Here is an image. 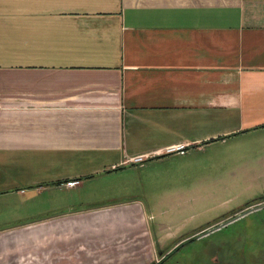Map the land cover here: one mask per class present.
<instances>
[{"label": "crops", "instance_id": "obj_1", "mask_svg": "<svg viewBox=\"0 0 264 264\" xmlns=\"http://www.w3.org/2000/svg\"><path fill=\"white\" fill-rule=\"evenodd\" d=\"M255 129L264 0H0V198L73 199L89 193L84 169L142 167ZM179 144L186 154H166ZM58 167L72 175H40ZM144 214L133 203L67 202L4 232L18 231L35 264H95L138 253Z\"/></svg>", "mask_w": 264, "mask_h": 264}, {"label": "rangeland", "instance_id": "obj_2", "mask_svg": "<svg viewBox=\"0 0 264 264\" xmlns=\"http://www.w3.org/2000/svg\"><path fill=\"white\" fill-rule=\"evenodd\" d=\"M166 157L118 171L84 169L83 174H91L89 193L73 199L53 190L0 198V264L37 263L33 249L19 247L18 231L4 229L67 202L76 209L99 202L144 209L147 233L144 240L139 234L133 237L138 253L118 260L99 257L95 264H256L252 254L264 247V202L246 207L264 197V129L231 137L226 145H208L202 152L192 148L186 156ZM40 175L68 178L72 172L43 168ZM232 243L243 249L244 262L233 260L235 251L228 254L224 245Z\"/></svg>", "mask_w": 264, "mask_h": 264}, {"label": "flooded vegetation", "instance_id": "obj_3", "mask_svg": "<svg viewBox=\"0 0 264 264\" xmlns=\"http://www.w3.org/2000/svg\"><path fill=\"white\" fill-rule=\"evenodd\" d=\"M260 201L261 200L253 201V202H251L252 204H250L246 208H249L251 206H255L257 204H260V203L264 202V201H262V202H260ZM234 215H236V213ZM239 217H241V216H239ZM233 218L234 217H232L231 219H233ZM224 226H226V225H222L221 227H224ZM218 228H220V227H218ZM244 244H245V242H244ZM224 246H226V248L228 250V254L233 253L234 251L236 252L235 254H236L237 257L235 259H233V260H240V261L244 262L243 261V249L240 251V248L236 247L235 245L233 246V243L231 245H224ZM258 248L260 250L259 254L258 255L252 254V255H254V257H255L254 260H255L256 264H264V247H258ZM229 263H231V262H229ZM158 264H160V263H158ZM241 264H243V263H241Z\"/></svg>", "mask_w": 264, "mask_h": 264}, {"label": "built area", "instance_id": "obj_4", "mask_svg": "<svg viewBox=\"0 0 264 264\" xmlns=\"http://www.w3.org/2000/svg\"><path fill=\"white\" fill-rule=\"evenodd\" d=\"M189 149V147L185 144H179V145H174L171 147H168L166 149V154H178V155H184L186 154L187 150ZM142 157H136L133 159L134 163H138L140 164L142 162ZM78 182L76 180H72L67 182L66 184H64L66 187H74L75 185H77Z\"/></svg>", "mask_w": 264, "mask_h": 264}, {"label": "trees", "instance_id": "obj_5", "mask_svg": "<svg viewBox=\"0 0 264 264\" xmlns=\"http://www.w3.org/2000/svg\"><path fill=\"white\" fill-rule=\"evenodd\" d=\"M257 200H261L260 202H262V201H264V197H262V198H259V199H257ZM250 205V204H249ZM248 205V206H249Z\"/></svg>", "mask_w": 264, "mask_h": 264}]
</instances>
